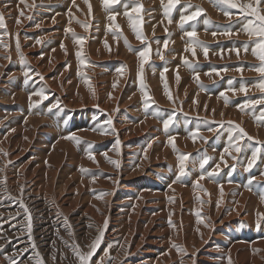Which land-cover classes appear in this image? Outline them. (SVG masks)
I'll return each mask as SVG.
<instances>
[{
  "label": "bare ground",
  "instance_id": "6f19581e",
  "mask_svg": "<svg viewBox=\"0 0 264 264\" xmlns=\"http://www.w3.org/2000/svg\"><path fill=\"white\" fill-rule=\"evenodd\" d=\"M54 2L0 0V12L5 21L4 28H0V125L19 131L23 136L17 144L13 140L9 142V139L0 141V169L3 170L0 175V264H10L9 257L17 264H35L37 253L45 264H79L71 246L77 244L81 251L87 252V245L98 235L97 229L102 228L105 220L108 227L93 260L103 257L107 244L112 243L114 246L109 250V256L115 259L111 264H120L128 254L133 253H138L141 259L137 264H170L173 258L181 259L193 253L191 258L184 259L181 264H196L194 254L206 243H217L219 249L212 250L214 246L204 250V253L210 254L206 255L210 262L204 264H229V261L231 264H264V224L261 230L253 227L256 222L254 210L264 213V203L250 196L247 190L235 191L232 186L243 178L241 169L233 167L238 163L239 153L232 152L237 157L233 160L224 151L216 150L208 141L200 140L204 131L219 124L213 121H236L254 140L264 141V127L249 121L245 111H240L241 105L233 107L225 104L223 96H211V93L204 95L202 92L205 89L201 90V84L205 87L216 83L222 75L223 72L216 74L221 67H217L216 61L231 62V70L240 76L258 73L246 67H242V72L236 71L241 67L233 63L240 54L228 50L224 36L218 37L224 22L233 18L221 10L225 6L218 5L214 0H195L205 12L202 17L197 16L181 29V15H190L194 11L185 12L184 0H180L174 13H171V23L164 15L161 0H139L142 7L132 15L139 19L138 27L145 39H137L124 15L126 10L123 5L127 0H120L110 11L105 10L103 0H88L91 4L90 13L84 0H75V3L73 0H60L57 1L59 4L51 5L49 11V3ZM240 2L248 3L249 0ZM133 3H129L127 11L131 12ZM164 3L167 4L168 0H164ZM67 7H70L68 13L65 11ZM110 14L115 15L114 21L108 19ZM212 14L216 16L215 36L212 34V25L203 22ZM77 21L90 27L85 31ZM117 24L119 29L116 28ZM194 24L198 39L208 47L207 59L200 48L196 49V57L185 52L190 39L185 31H191ZM68 28L74 31L77 38H84L82 45L74 39L72 32L67 31ZM34 29L43 31V34L31 38L37 33ZM113 33L122 34L114 36ZM125 37L132 51L125 46ZM166 40L167 47L164 45ZM148 45L151 50L144 66L146 90L156 101L154 106H161L162 111L167 108L169 114L174 112L175 116H186L187 113L204 117V128L199 131L195 141L190 135L191 130L187 128L180 130L183 133L177 136L179 134L175 132V127L179 128V122L176 119L172 124L174 129L165 131L162 123L165 118L154 117L150 110L148 113L144 110L138 75V52ZM38 49L41 50L34 52ZM157 50L163 54V59L156 54ZM78 51L82 54L80 59L84 61L83 64L77 58ZM185 57L193 65L198 62L195 71L183 64ZM208 59L212 61L207 63ZM248 60L258 59L255 56L244 57V61ZM105 66L111 69L106 67L105 70ZM122 68L124 70L121 73L118 70ZM29 70L34 71L33 75ZM25 72H28V77ZM196 72L199 73V83L195 79ZM206 73H211V76ZM177 74L180 77L178 81ZM7 76H10L9 80ZM165 79L174 103L165 95ZM42 88L53 91V94L45 93L48 106L44 116L51 119L46 121L44 116L45 119H39L38 114L43 112L26 114L28 117L18 115L22 120L19 117L16 119L12 102L17 104V111H24V104L41 100L33 93ZM213 91L217 93V85ZM228 94L237 96L242 92ZM57 101L59 106L48 111ZM39 104L44 107L45 100ZM63 113L69 116L88 115L96 118V122L92 127L87 125V128L63 131L60 117ZM109 118L112 120L111 126L106 123ZM195 125L193 130L197 129ZM101 126L106 129L104 134L91 130ZM123 127L128 129L122 130ZM57 131L59 137L54 139ZM45 132H49L52 137H45ZM73 133L82 138L80 144L63 139ZM137 135H141L145 147L142 148L135 140L131 145L123 143L127 138ZM210 136L211 133L205 134L206 138ZM169 137H175L174 143L179 153L190 154L186 161L187 174L180 181L176 180L179 153L173 151L168 143ZM117 139L119 145L116 144ZM33 141L39 146L45 145L44 149L41 148L44 157L38 161L27 160L20 151L21 146ZM89 142L93 144L95 160L88 158ZM4 144L9 147V158L18 162L14 168L4 163L7 159L2 158L1 147ZM125 149L129 151L133 166H137L134 170L130 169L129 161L123 156ZM221 155H224V161H221ZM205 156L211 159L201 169L200 162ZM112 160L118 161L119 167L112 164ZM151 163L154 165L149 172L150 178L142 180L139 185L162 188L156 193L162 198L167 197V200L162 201L160 211L149 213L140 209L145 203L144 198L155 192L152 189H142L138 197L129 199L133 209H117L112 196L120 185L119 173L134 177L139 173L137 170L143 171ZM217 164L220 165L219 169H216ZM81 168L88 171L82 172ZM104 170L119 173L109 179L107 174H98L104 173ZM213 170L217 173L214 179L206 175L204 179H199L202 174ZM68 174L75 177L76 182H72V178L66 180ZM123 187L128 189L131 186L123 184ZM88 188L91 193L83 194L82 191ZM101 193L109 195L98 199ZM191 209L195 210V215L191 214ZM197 210L201 213L199 219L202 223H197ZM65 217L70 228L66 226ZM109 233L117 234V238H111ZM151 235L164 236L151 242L166 245L165 252L155 259L149 258L147 249L142 247L150 242ZM110 239L116 240L110 242ZM33 242L35 249L32 248ZM174 244L179 249L173 247ZM225 255L228 256L226 261ZM103 264H109L107 257Z\"/></svg>",
  "mask_w": 264,
  "mask_h": 264
},
{
  "label": "rangeland",
  "instance_id": "374dc122",
  "mask_svg": "<svg viewBox=\"0 0 264 264\" xmlns=\"http://www.w3.org/2000/svg\"><path fill=\"white\" fill-rule=\"evenodd\" d=\"M57 1L60 0H55L54 3H49V11L50 10V6L51 5H55V4H59ZM191 3L192 5H197L195 0H191V1H185L184 0V8L187 4ZM264 3H262V5H260V7L262 8V10H264ZM150 9H152L153 7H149ZM70 7L66 8V13L69 12ZM176 10V8H174L172 10V13H174V11ZM189 10H196L195 8H190ZM233 13V18L228 21V22H224V24L221 26V30L218 33V37L219 36H224L225 40H224V44L226 47H228L229 51H235V49H240L239 54L236 59V62L233 63L237 66L240 67H246V68H250V69H254L255 67L259 66V60H255V61H244V57L247 56H253L251 55V48L254 47V43L253 41L255 39H257L256 37H252L251 39L249 38V36L247 35L246 32L241 31V29L244 26V20H243V14H241L239 12L238 9H232L231 10ZM53 14V12H52ZM200 17H202V14L199 15ZM252 18V17H250ZM211 19V25L213 27V32L214 29L217 27V25L215 24V19L216 16L212 14V16L210 17ZM254 19V18H252ZM258 23V22H257ZM31 24V23H30ZM231 31L233 34L231 36L228 35H224L222 33L226 32V31ZM34 31H37L36 34H34L33 36H31V38H37L39 34H43V31L39 30V29H34ZM64 36H66L65 32H64ZM166 36V35H165ZM169 36V34H168ZM207 37H203V39H206ZM209 41L207 40V43ZM219 42V41H218ZM248 44L249 45V50L246 53L243 50V46L244 44ZM44 45V44H43ZM41 49H38L34 52L40 51ZM33 52V53H34ZM223 52V51H222ZM31 54V53H30ZM1 56V55H0ZM38 56V55H37ZM210 61H212L211 59H208L206 62L209 63ZM229 61H216V65H218L217 67H220L219 65H221L220 69H219V73L223 72L222 75L219 76V78L216 80V85H217V93L215 91H213L212 88L209 89V84H207L205 87H202L201 90H204L202 93L204 95L210 94L211 96L217 95L221 96V93H224L227 98H228V103L229 105H232L233 107L237 106V105H245L247 103V101L249 99H259L262 96H264V93H262L255 85L258 84L261 80L260 74L259 73H254V74H249V75H244V76H240L237 74H234L233 71L231 70V62ZM11 63V62H10ZM63 63H65L63 61ZM62 63V64H63ZM166 65V64H165ZM106 67L111 69V67L109 66H105V70ZM171 67V66H169ZM227 67L228 71H223V69ZM117 68V67H116ZM197 68V67H195ZM9 69L12 70V68L10 67ZM166 72V71H165ZM229 80L232 81V84H229ZM241 86H244L248 89L247 93H243L239 94L237 96H231L228 93H237L240 92L238 91ZM230 89H236L237 91H231ZM212 91V92H211ZM213 93V94H212ZM217 96V97H218ZM154 99V98H153ZM255 116L259 115V112L261 109H264V104L261 105H255ZM151 112V111H150ZM245 113L247 115V119L249 121H251L253 124L255 125H260L262 127H264V123H258L257 120L255 119V116L253 114V110L251 107H247L245 108ZM204 117L202 116H198L197 120H196V128L199 127V129H203L204 128V122H203ZM228 121L224 122V126L220 127V124H217L215 127L213 128H217L218 131L217 132H210L208 130L204 131V133L201 135V137H205V134L207 133H211V136L209 138H207V141L218 151H224V148L228 147V136L230 133H228V128L229 125L227 123ZM236 124H238L236 121H234ZM128 127H123L122 130H127ZM196 131V129H194ZM0 141H3L5 139H9V142L11 140H13L16 144L23 138L22 133L19 131H13L10 130L8 128H6L4 125H0ZM4 134V135H3ZM250 135V134H249ZM214 136L217 137V141L214 139ZM200 140H204L201 139ZM206 138V137H205ZM138 139L137 141H139L138 144H140V146L143 148L145 147V144L142 143V139H141V135L140 136H134V137H129L126 140L123 141V143L125 145H131L133 144L134 140ZM258 140H252V141H248L246 138L244 140H242L241 146H242V150L239 153V160L238 163L233 165V167H239L241 169V174L243 175V178L240 182H234L233 183V188L235 191H244L247 190L248 194L254 198H257L259 200L261 195L264 194V141H259L260 143H257ZM32 144H34L33 147ZM36 147H38V149H36ZM255 147H260L261 148V152L258 154L257 159L255 161V163L253 164L252 168L250 170H248V162L251 160V155H252V151ZM3 150V154H2V158H7L4 163L9 167V168H14L18 162L16 161V159L13 158H9V153H8V146L7 144H4L2 147ZM41 148H45V145L39 146L37 145L34 141L30 142L28 145L26 146H21L20 147V151L22 152V156H26L27 160H32V161H38L40 159H42L44 157ZM230 151H234L232 149H230ZM235 152V151H234ZM129 151L127 149L124 150V154L123 156L126 158V160L129 161L130 164V169L134 170L137 166H133V163H131V158L129 157ZM1 161V158H0ZM43 163H45L44 159L42 160ZM138 164V161L137 163ZM158 164V163H156ZM154 164L151 163L150 165H147L143 171H139L137 170L139 173L138 175L134 176V177H128L126 174H120L119 172H110V171H103L104 173H98L100 176H103V174H107V178L109 179H113L116 177V175L119 173V183L120 185L118 186V188L116 190H114V194H113V200L115 203V206L117 209L120 210H126V209H133V204L131 203V200L129 199H133L136 198L140 195L141 190L142 189H152L155 192L150 193L149 195H147L144 198L145 203H143L140 207V209L145 210L146 212L149 213H157L160 211V208L162 206V201L167 200V197L162 198L160 196V194H157L156 192L158 191H162V188H157L154 187L152 188L151 185H139V182H141L142 180H147V178H150V170L152 168ZM97 173V172H96ZM0 175H1V171H0ZM70 174H68L65 179H70L72 178V182H76V178L69 176ZM5 179V176H3ZM249 180L252 181L251 184H249ZM257 180H260L257 182ZM123 184H127L129 187L128 189H124L125 187H123ZM167 188L165 187L164 190H166ZM251 189V190H249ZM83 194L87 195V193H91L90 189L88 188L87 190H83L82 191ZM93 195V194H92ZM200 200L202 201V197L200 198ZM191 214L195 215V210L191 209ZM256 213H257V209L254 210V219H256ZM253 227L256 228V222L253 223ZM109 236L111 238L115 237L117 238V234L114 233H109ZM164 236H158V235H151L150 236V242L145 244L142 247H145L147 249V254L149 255V258H157L159 256H161L164 252H165V248L166 245L165 244H156V243H152L151 241H155L159 240L161 238H163ZM116 240V239H115ZM113 239H110V242L115 241ZM210 246V247H209ZM215 246V247H214ZM214 247V248H211ZM141 250V247H139ZM208 248H211L212 250H217L219 249V246L217 245V243H213L211 245H207V243L205 245H203L197 252V254H194L196 256V264H204V263H208L210 262L209 260V256L206 257V255H210V254H206L204 253V250H207ZM149 250V251H148ZM140 252V251H137ZM139 254L138 253H133L132 255H127L123 261H121L120 264H137L141 259L138 258ZM193 256V253H191V255H187L185 258H173L170 262V264H181V262L186 259V258H191ZM6 258V257H5ZM98 258L95 257L94 260H97ZM228 259V256H224V260L226 261Z\"/></svg>",
  "mask_w": 264,
  "mask_h": 264
},
{
  "label": "snow or ice",
  "instance_id": "6c2138e0",
  "mask_svg": "<svg viewBox=\"0 0 264 264\" xmlns=\"http://www.w3.org/2000/svg\"><path fill=\"white\" fill-rule=\"evenodd\" d=\"M84 2L86 4H88V9H89V13L91 12V4L88 3V0H84ZM215 3H217L218 5H222L225 7H222L221 10L224 11V14L228 17H231L233 15L232 13V9H238L239 12L241 14H243V20H244V26L241 29V31H244L247 33V35L249 36V38L251 39L252 37H256L257 39H255L253 41L254 43V47L251 48V53L253 56H255L258 60H259V66L255 67L254 70L256 72H258L260 74L261 80L258 84H256L255 86L262 92L264 93V10L261 9L260 5L262 3H264V0H249L248 3H241L240 0H214ZM73 3H75V0H73ZM120 3V0H103V4L105 7L106 11H110L112 9V6L115 4ZM129 3H133V0H127L126 3H124L123 7L125 8V12L124 15L127 16L130 26L133 30V32L136 34L137 39H145L143 36L142 31L139 29L138 24H139V19L135 16L132 15V13H137L139 12V10L141 9L142 5L139 3V0H136L135 3H133V6L131 8V12L127 11ZM180 3V0H168V3L165 4L164 0H161V4L164 8V15L166 17H168L169 19V23L172 22L171 20V13L172 10L174 8H176V6ZM190 8H195L196 10L193 11L190 15H181L180 17V24L179 26L181 27V29H184L185 24L189 21H193L197 18V16L203 14L205 12V10L200 7L199 5H192L191 3L187 4L184 8L185 12H187L188 9ZM254 19H252V18ZM29 19H31V17H29ZM109 20L114 21L115 20V15H109L108 17ZM19 22V21H18ZM78 23L82 24V27H84L85 31L88 30V28L90 27V25L77 21ZM206 25L211 24V19L210 18H205V20L203 21ZM258 22V23H257ZM5 26V21H4V16L3 13L0 12V28H4ZM37 27H39V25H37ZM116 28L119 29L120 26L117 24ZM109 30H111V27L109 28ZM68 32H72L73 33V37L74 39L80 43L81 45L83 44V37L77 38L75 36L74 31L71 28L67 29ZM122 33H113L114 36L117 35H121ZM213 36L216 35L215 32L212 33ZM224 35H228L231 36L233 33L229 30L226 31L224 33H222ZM185 35L187 37H189V42L185 48V52H190L191 55L193 57H196V49L200 48L203 51L204 57L205 59H207L208 57V47L207 45L204 44L203 41L199 40L197 37V31H196V27L195 25H192V30L191 31H185ZM37 43H40V41H37ZM124 43L125 46L128 47V49L130 51H132V46L131 44L128 42L127 38H124ZM168 41H164V45L165 47H167ZM61 47H64V45H61ZM17 48L19 49V41L17 40ZM150 45L146 46L144 50L139 51L138 52V56H139V68H138V75H139V79H140V90L143 94V106H144V110L146 113H148L149 108L151 107V105L156 104V101L150 97L149 92L146 90L147 89V85L144 82V66L145 63H147L148 61V53L150 51ZM243 50L247 53L249 50V45L246 43L243 46ZM66 51V49H65ZM235 51L237 52V54H239L240 49H235ZM156 54L158 56H160L161 59H163V54L157 50ZM77 58L80 59L81 58V52H77L76 53ZM23 59V57H22ZM80 62L83 64L84 61L82 59H80ZM183 64L189 68L194 70V65L192 62H190L187 57H185L183 59ZM126 67V66H125ZM123 68L119 69L118 71H120L121 73L123 72ZM236 71L242 72L243 68H237L235 69ZM252 70V69H250ZM165 71H167V69H165ZM215 71V69L213 70ZM223 71H228L227 67H225L223 69ZM217 75H219V72L216 73ZM206 75L211 76V73H206ZM25 76L28 77V72H25ZM43 79V77L41 76V80ZM177 81L180 79L179 75L177 74L176 77ZM195 79L196 81L199 83V73L196 72L195 73ZM229 84H232V81L229 80ZM113 87H115V85H113ZM201 87H203V85L201 84ZM164 88H165V95L167 96V99L171 102H175L172 93L168 90V84L166 82H164ZM231 91H237L236 89H230ZM240 92L243 93H247L248 89L244 86H241V88L238 90ZM33 95H36L38 97L41 98V100L36 101L32 104L33 107L38 106L39 103H41L43 100H47L48 96L45 94L44 89H40L39 91L33 93ZM221 96L224 97L225 99V104L228 103V98L224 93H221ZM30 101H31V95L29 97ZM264 104V96H262L259 99H249L247 101V103L245 105H241L240 106V111L244 112L245 108L247 107H251L253 110V114L255 116V105H261ZM59 106V101H57V103L53 104L51 107H49L48 111H52V108H57ZM205 110H207V106L205 105ZM213 112H215V109L212 110ZM154 117H159L160 115V108L159 105L156 106V108L152 111L151 113ZM185 115H187V113H185ZM223 115V114H221ZM176 116L175 113L173 112V114H169L167 119H164L162 121L163 123V127L165 129V131L168 130L169 126L172 125L175 122ZM255 119L257 120L258 123H264V109H261L259 112L258 116H255ZM65 123H67V121H65ZM109 126L112 125V120L111 118H109L106 122ZM205 123H207V121H205ZM212 123H219L220 127L224 126V122H216L213 121ZM229 125L228 131H229V136H228V147L224 148V154L230 156L233 160L237 159L236 156L232 155V151H230V149L234 150L236 153H240L242 150V146H241V141L244 140L245 138L248 141H252L254 139V137L250 136L246 130L241 127L239 124H236L234 121H228L227 122ZM92 131H99L101 134H104L106 132V129L103 128V126H101L100 128H93L91 129ZM200 129L199 127L196 129L195 132L191 133V137L193 138V140L195 141V138L197 136V134L199 133ZM208 131L210 132H217L218 129L217 128H212L209 127ZM63 139H68L71 140L73 142H75L76 144H80L82 142V138L77 136L75 133L70 134L66 137H63ZM201 139H204L205 142H207V138L205 137H201ZM175 137H169L168 143L171 144L173 151L179 153V149L176 147L175 143ZM120 141L117 139L116 144L119 145ZM257 143H260L259 141H257ZM150 146V145H149ZM88 147V158L95 160V157L92 153V148H93V144L91 142L88 143L87 145ZM261 152V148L260 147H255L252 151V155H251V160L248 162V170H250L253 166V164L255 163L258 154ZM107 157V154H104ZM190 156V154H184V153H179L178 155V161H179V174L176 177L177 181H180V178L185 176L186 173V161L188 159V157ZM211 159L210 157L205 156L204 159L200 162V168L204 169L205 164L208 163V160ZM221 161H224V155H221L220 157ZM112 164H114L116 167H119V162L112 160L110 161ZM220 165L217 164L216 165V169H219ZM0 171H3L2 169H0ZM82 172H87V169L81 168ZM216 171L213 170L211 172H206L205 174H202L199 179H204L205 175L208 178H212L214 179L216 176ZM197 184H199V180H197L196 182ZM252 181L249 180V184H251ZM251 190V189H249ZM206 191V190H205ZM21 192L23 193V187L21 188ZM109 195V193H101L97 198L98 199H102L103 196ZM223 195V188L221 186V196ZM199 199V198H198ZM261 202L264 203V194L261 195L260 197ZM22 203V202H21ZM23 206V203H22ZM217 207H219V204L217 205ZM196 216L198 217V221L197 223H202L203 221L200 218L201 213L199 210L196 211ZM29 219V231L31 230V216L29 215L28 217ZM65 219V223L67 227H71L70 224H68L67 222V217L64 218ZM171 224V220L169 221ZM262 224H264V213L261 212H257L256 213V229L257 230H261L262 228ZM89 227H92V225H89ZM108 227V222L107 220H105L102 228L97 229L98 231V235L93 239V241L87 245L88 251L87 252H83L80 250L79 245L77 244H73L72 250L74 252V254L78 257V261L79 264H103L104 262V258L107 257L109 264H111V261H113L115 258L114 257H110L109 256V250L113 248V244L112 243H108L106 246V249L104 251V256L98 258L97 260H93V257L96 255L97 250L100 248L101 244L103 243V239H104V235H105V230ZM199 232V228L196 229ZM65 243H67V241H65ZM173 247H176L179 249L178 245H173ZM32 248L35 249L36 245L33 242L32 244ZM258 251V250H257ZM37 260L35 262V264H45L44 260L42 258L39 257V253H37ZM53 259H55V256H53ZM10 260V264H17V262L15 260H12L11 257H9ZM229 264H231V261H229Z\"/></svg>",
  "mask_w": 264,
  "mask_h": 264
}]
</instances>
